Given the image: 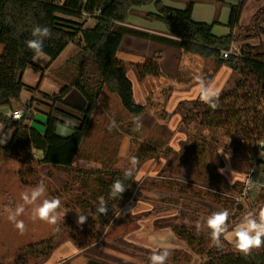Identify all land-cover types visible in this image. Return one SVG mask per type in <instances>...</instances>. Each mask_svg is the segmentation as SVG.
<instances>
[{"label": "trees", "instance_id": "trees-1", "mask_svg": "<svg viewBox=\"0 0 264 264\" xmlns=\"http://www.w3.org/2000/svg\"><path fill=\"white\" fill-rule=\"evenodd\" d=\"M182 1H185L183 10L164 6L160 0H0V107L10 108L13 102L23 107L20 120H12L9 116L0 114V125L3 127L0 133V161L4 158L16 160L21 166L19 176L24 185H32V182L24 178L22 169L25 166L30 167L35 163L37 166L66 171L75 164L104 90L119 99L121 107L128 115L137 117L145 112L144 106L135 103L132 83L126 76V68L116 57L124 36L175 48L183 54L201 59H209L213 62V77L221 68L226 67L238 78L232 92L220 94L215 99V109L206 103L198 105L201 109H198L201 123L205 122L209 127L224 128L232 124L239 126L241 115L256 111L264 98V51L243 45L237 53L230 54L226 59L222 58V53L229 51L236 40L235 31L245 0H232L234 3L229 5L226 24L229 33L224 36L212 33L214 23L194 22L191 19L197 0ZM150 4H153L155 12L147 13L145 20L162 23L167 36L125 26L133 7ZM89 21H92L91 26L88 25ZM252 22L253 26L264 22V6ZM36 26L48 27L51 30V36L43 43L44 55L51 62L70 44H74L78 50L59 71V76L64 79L59 92L54 96L43 95L52 101V105H48L50 110L45 113L46 121L42 133L30 124L33 120L35 98L25 104L20 103L23 90L33 94L38 92V89L22 82V75L27 68L41 71L33 62L35 54L27 48L26 43L33 39L31 33ZM161 56L160 52L155 53L148 61L135 66L140 80L145 76L160 75L158 61ZM72 91L78 92L83 98V108L72 107L66 103L65 98ZM258 115L251 118L250 122H245L242 127H249L248 138L255 141L260 138V130L264 127V118H259ZM59 125L67 127L71 134L67 137L58 135L56 130ZM9 128L12 132L5 141ZM192 149V145L186 143L179 154L182 157H179L182 161L192 160L193 165L198 167L199 159L204 154L203 151L196 152V158L192 159ZM149 150L147 147H140L139 159L152 157L154 150ZM33 152H39L41 157L35 160ZM167 167L163 173L167 172ZM200 167L204 169L203 166ZM121 173L112 170L83 172L80 190H87V187H94V190L90 192L87 199L89 201L82 199L84 196L81 195L69 205L72 204V207L81 212L90 214L87 222L81 228H76L69 220H63L53 237L23 248L19 256L21 259L18 257L21 260L19 263L27 264L30 261L28 259L43 262L61 240L68 239L87 256V264H112L91 258V254L99 252L101 247L114 249L112 244L104 240L103 233L105 228L115 221L117 209L132 199L137 190L133 176L125 178L124 172ZM116 180H121L126 190L121 197L111 198L110 188ZM186 182L192 185L191 181ZM161 183L163 182L154 184V187H161ZM168 189L171 187L166 185L165 190ZM200 190L184 186L175 187L172 192L176 191L180 198L169 196L163 199V203L175 205L178 208L176 215L160 222L156 221L155 225L158 228H168L193 255L200 257V264H264V246L253 249L247 256L237 252L223 239L220 247L211 246L206 220L215 211L205 210L197 205H190L182 211L184 208L179 204L181 199H184L181 197H185L203 201L219 208L220 211L227 210L229 226L235 217L233 214H240L243 210L240 204L235 203L242 193L243 184L235 183L229 186L221 175L210 173L205 176V185H201ZM94 196L104 197L107 215L94 214L97 205L94 204ZM182 201L184 204L185 201ZM123 245L125 251L128 250L132 255L144 258L148 254L141 248ZM169 253L176 255V252ZM146 261L145 264H150ZM114 263L126 264L120 259L114 260Z\"/></svg>", "mask_w": 264, "mask_h": 264}, {"label": "rangeland", "instance_id": "rangeland-1", "mask_svg": "<svg viewBox=\"0 0 264 264\" xmlns=\"http://www.w3.org/2000/svg\"><path fill=\"white\" fill-rule=\"evenodd\" d=\"M162 2L167 6L185 8V1L162 0ZM212 4L199 3L195 8L194 18L197 22L214 23V35H226L229 32L226 28L229 6L221 1H213ZM252 7L253 5L249 2L245 4L239 26L235 31L236 40L229 50L231 54L237 53L243 45L264 51V22H260L257 26H253L252 22L262 7L255 13ZM147 12H155L153 4L136 7L132 9L130 15L128 14L132 20L136 21V29L149 33H152L150 31L153 29L164 31L165 26L162 23H149L143 20ZM251 12L254 14L251 15ZM91 23L92 21H89L88 25L91 26ZM125 38L130 37L123 38L116 57L126 68V76L132 83L135 103L144 106L145 112L137 117L128 115L121 107L119 99L104 90L81 145L78 165L82 166L79 161L87 160L93 166L92 168L121 173L132 167L131 161L135 158L136 164L132 176L137 184V190L129 202L127 211L115 218L104 237V240L112 244L114 249L101 247L99 252L91 254V258L112 264H115L114 260L119 259L126 264H145L146 260L151 264V255L166 249L169 252H176V255L169 254L165 264H200L202 262L200 257L193 255L168 228H158L155 225L156 221L174 217L177 213L178 208L173 204L163 203V199L169 196L175 199L180 198L176 191L172 192L175 187L184 186V188L201 191V185H205V176L210 173L221 175L229 186L235 183L244 184L245 180L252 176L255 184L252 185L251 190L246 193L242 190L241 195L235 200L236 204L243 207L242 212L233 214L235 217L228 226V232L221 236V239L234 248L231 243L233 228L248 212L258 215L259 211L264 209V149L259 146L264 144L262 142L264 127L261 128L260 138L257 141L248 138L249 127L242 128L245 122L248 120L250 122L251 118L257 114L259 118H264V98L255 112L249 111L240 116L242 119L239 126L232 124L224 128L209 127L205 122L201 123L199 112L201 109L198 108V105L204 103L199 98L201 82L206 86L217 88L220 95L232 92L238 78L226 68L219 70L220 72L213 77V62L209 59L183 54L180 50L136 38H130L135 42V45H132V43H124ZM77 51L74 44L67 46L53 62L55 66L50 68L45 76L32 67L27 68L22 75V82L25 85L38 89L35 94L23 90L20 103L25 104L31 98H35L32 123L40 133L44 131L45 113L50 110L48 105H52V101L43 95H56L62 88L59 81H64V79H56L51 71L66 59L71 58ZM158 52L162 54L158 61L160 75L145 76L140 80L135 66L148 61ZM33 62L45 67L50 60L44 55L43 59L35 58ZM73 95L75 97H71L67 103L79 108L81 101L75 94ZM15 108L23 111V107L18 103H15ZM4 110L7 109L0 107V111ZM66 110L72 112L69 109ZM134 120L141 124L139 131L134 130ZM57 132L62 135L67 133L61 126H57ZM186 143L193 147L192 159L196 158V152L203 151L204 155L200 157L198 167L193 165L192 160L180 159L182 156L179 154ZM140 147L153 149L152 157L139 159ZM166 167L167 172L163 173ZM20 168V164L12 158H4L0 161L1 264H20L21 250L42 241L51 232L50 226H46L47 222L32 219L34 207L32 205H26L24 213L18 216L25 225L22 233L9 221V215L23 203L21 199L23 192H30L43 181L46 194L37 203H42L44 198L50 199V196L64 203L74 201L68 198L73 190H69V187L63 189L66 173L55 168H48L46 172V168L38 167L34 163L22 169L25 180L32 182V185H24L19 176ZM220 168L225 170L223 174L218 171ZM233 170L238 172V175L231 182ZM186 180L191 181L192 185ZM160 182H163L161 187H154V184L159 185ZM166 185H169L171 189L165 190ZM181 198H184L179 202L184 208L182 211L190 205H197L205 210L220 211L219 208L203 201ZM182 200L185 201L184 204ZM123 244L141 248L148 254L144 258L132 255L128 250L125 251ZM70 254L64 253L65 256ZM28 260L30 261L27 264H41L40 260Z\"/></svg>", "mask_w": 264, "mask_h": 264}, {"label": "clouds", "instance_id": "clouds-1", "mask_svg": "<svg viewBox=\"0 0 264 264\" xmlns=\"http://www.w3.org/2000/svg\"><path fill=\"white\" fill-rule=\"evenodd\" d=\"M31 35L33 39H30L26 42L27 48L35 54V57L38 60L43 59V43L44 40L51 36V30L48 27L36 26L33 28ZM218 96L219 90L217 88L214 86H206L203 82H201V86L199 88V98L202 102L215 109L217 107L215 99ZM14 118H18V116ZM134 124V130L139 131L141 124L136 120H134ZM113 126H115L114 122ZM259 146L261 149H264V144H260ZM131 163L132 167L124 170L125 178H129L133 175V170L136 164L135 158H132ZM218 171L223 174L225 170L220 168ZM236 175H238V172L234 170L231 171V182H233V178ZM125 190L126 188L122 181L116 180L110 188L109 195L111 198H116L118 196L121 197ZM45 194L46 186L43 181H41L40 184H38L30 192H23L21 194L23 203L20 204L15 212L10 214L8 217L9 221L12 222L21 233L24 231L25 225L22 220L18 219V216L24 213L26 205L34 206L32 208L33 220L44 221L51 225L57 224L61 216V214L58 212V209L61 207V201L57 198H44L42 203H37V201L41 200ZM94 214H108L104 197L98 198V203L95 207ZM87 219L88 216L78 214L76 223L78 226H83L87 222ZM228 219L229 212L227 210L213 212L207 217L206 227L210 230L209 234L211 246H221V236L228 232ZM231 243L237 252L242 253L245 256L250 255L253 249H259L261 246H264V209H261L258 215L253 212H248L243 216L241 222L238 223L232 230ZM169 254V251L166 249L163 251L154 252L150 257L151 264H165ZM83 264H87V262L83 261Z\"/></svg>", "mask_w": 264, "mask_h": 264}, {"label": "crops", "instance_id": "crops-1", "mask_svg": "<svg viewBox=\"0 0 264 264\" xmlns=\"http://www.w3.org/2000/svg\"><path fill=\"white\" fill-rule=\"evenodd\" d=\"M161 2H162V0H160ZM173 1H180V0H173ZM182 1V0H181ZM213 1H221V2H223V3H225V4H227L228 6L230 5V4H232V3H234L232 0H230L231 2H227V1H224V0H212V1H207V0H197L196 2H195V4H194V6H193V10H192V14H191V19L194 21V22H197V20L194 18V13H195V8L197 7V5L199 4V3H203V4H208V5H210V4H212L213 3ZM247 2H249V3H251V5H253V7H252V10H253V12L255 13L257 10H259L261 7H263L264 6V0H245V2H244V4H243V7H242V11H241V14H240V18H239V22H238V26H239V23H240V19H241V16H242V13H243V10H244V8H245V4L247 3ZM163 3V2H162ZM163 5L164 6H167V5H165L164 3H163ZM213 5V4H212ZM183 6V5H182ZM167 7H171V8H175V9H179V10H183V9H180L179 7H172V6H167ZM134 8H136V7H133L132 9H134ZM132 9L130 10V12H129V15L131 14V12H132ZM229 11H230V8H229ZM253 12H251L250 14L251 15H253L254 13ZM147 13H149V12H147ZM228 17H229V15H228ZM143 19V18H142ZM143 20H145V19H143ZM146 21V20H145ZM146 22H148V21H146ZM227 22H228V20H227ZM149 23H153V22H149ZM203 23H206V22H203ZM135 24H137L136 23V21L135 20H132L131 19V17L130 16H128V18H127V22H126V24H125V26H127V27H129V28H133V29H136V25ZM227 24V23H226ZM227 28V27H226ZM228 29V28H227ZM137 30H139V29H137ZM150 32H152V33H150V34H156V35H158L159 34V36H167V31H166V29L164 30V31H158V30H156V29H153V31H150ZM160 32H163V33H160ZM149 33V32H148ZM212 33H213V29H212ZM229 33V32H228ZM161 34V35H160ZM227 35V34H226ZM222 36H224V35H222ZM124 37H130V36H124ZM123 37V38H124ZM130 38H134V37H130ZM127 39V38H125L124 39V43H129V44H131L132 43V45H135V42L133 41V40H131V39ZM136 39H138V38H136ZM142 40V39H141ZM122 41H123V39H122ZM144 41H146V40H144ZM150 42V41H149ZM122 43V42H121ZM124 43H123V45H124ZM152 43V42H151ZM156 44V43H155ZM71 45V44H70ZM159 45V44H158ZM69 46V45H68ZM161 46H163V45H161ZM121 47V46H120ZM166 47V46H165ZM168 48H170V47H168ZM172 49H175V48H172ZM177 50V49H176ZM179 51V50H178ZM76 54V53H75ZM75 54L73 55V56H71V58H73L74 56H75ZM35 58L36 57H34V59H33V61L35 60ZM71 58H68V59H66L62 64H60L59 66H57L54 70H52L51 71V73H52V75L56 78V79H62L61 78V76H59V71H60V69H61V67H63L64 66V64L68 61V60H70ZM50 60V59H49ZM54 62V61H53ZM53 62H49L47 65H45V67H43V66H40V65H37L40 69H41V73H42V75L43 76H45V74L49 71V69L50 68H52V67H54L55 65L53 64ZM223 68H226V67H223ZM222 69V68H221ZM221 69H220V71H221ZM227 69V68H226ZM229 70V69H228ZM219 71V72H220ZM60 83H61V86L63 85V83H64V81L63 82H61V81H59ZM132 90H133V87H132ZM59 92V91H58ZM73 94H75L79 99H80V101H81V105L79 106V108H83L84 107V105H85V102H84V100H83V98L79 95V93L78 92H76V91H72L66 98H65V101H66V103L68 102V100H70V98L71 97H73L74 95ZM75 97V96H74ZM76 97V98H77ZM77 108V107H76ZM7 110H4V111H0V114H2V115H7V116H9L10 117V114H11V112H13V111H19V110H17L16 108H15V103L13 102L12 104H11V107L10 108H6ZM92 120V119H91ZM32 122H34V119L30 122V124H32L33 125V123ZM90 124H91V122H90ZM59 126H61V125H59ZM61 127H63L64 128V130L67 132L66 134H64V135H62V134H60V133H58L57 132V130H56V132H57V134L58 135H60V136H62V137H67V136H69L70 134H71V131L67 128V127H64V126H61ZM89 128V127H88ZM2 130H3V127L0 125V133H2ZM11 132H12V129L11 128H9L7 131H6V135H5V141L9 138V136H10V134H11ZM87 133V132H86ZM85 137V136H84ZM34 153V159L35 160H37V159H39L40 157H41V154L39 153V152H33ZM79 158H80V152H79V156L77 157V159H76V161H75V164L71 167V168H69L68 170H60V169H58V168H55V170H58V171H62L63 173H66V175H65V184H64V186H63V189H66V187H69V190H73L72 191V193H71V196H69L68 195V198L69 199H74V201L75 200H77L78 198H80V196L81 195H83L84 197H82V199H85V200H87L88 198H89V195H90V192H91V190H94V187L92 188V187H87V190L85 189V188H83V190L81 191L80 190V184H81V181H82V179H81V177H82V174H83V172H108L109 170H104V169H102V168H92L93 166H91V164L89 163V161H87V160H85V161H79V163H81L82 164V166H79L78 165V160H79ZM260 163V162H259ZM21 167V166H20ZM38 167H44V168H46V172L48 171V168H50V167H47V166H38ZM88 167H90V168H92V169H90V168H88ZM21 169V168H20ZM19 169V170H20ZM51 169V168H50ZM254 182H255V180H254ZM38 185V184H37ZM23 187H25V186H23ZM28 188V187H27ZM49 195V194H48ZM50 196V195H49ZM95 198H96V200H95V202H94V204H96V203H98V198L99 197H97V196H94ZM50 199H53L51 196H50ZM61 201V200H60ZM74 201H72V202H74ZM87 201H89V200H87ZM131 201V199L127 202V203H125V205L123 206V207H120L119 209H117V212L115 213V217L114 218H116L118 215H120V214H122L123 212H125V211H127V207L129 206V202ZM67 202V201H66ZM69 203L70 202H68V203H64L63 201H61V207H60V209H58V212L61 214V216H60V219L58 220V222H57V224H55V225H51V224H49V223H46V226L47 225H49L50 226V230H51V232L44 238V239H42V241H44V240H47V239H49V238H51V237H53L54 236V234L56 233V231H57V229H58V227L61 225V222L63 221V220H65V219H67V220H69L76 228H81L82 226H78L77 225V223H76V221H77V217H78V214H82V215H86V216H88V218L90 217V214H86V213H83V212H81L78 208H74V207H72L71 205H69ZM64 204H66V205H64ZM113 218V219H114ZM88 220V219H87ZM110 225H112V224H110ZM110 225L107 227V228H105V231H104V233H103V235H105L106 236V234H107V230H108V228L110 227ZM45 226V227H46ZM38 242H40V241H38ZM71 253L70 255H68V256H65L64 255V253ZM57 253V254H56ZM55 255H57V256H55ZM83 261H86L87 262V258L83 255V253H82V251H79L76 247H75V245L73 244V242L72 241H70V240H68V239H63V240H61L60 241V243L56 246V248H55V250L51 253V255L45 260V261H43V262H41V264H66V263H68V264H83Z\"/></svg>", "mask_w": 264, "mask_h": 264}, {"label": "built area", "instance_id": "built-area-1", "mask_svg": "<svg viewBox=\"0 0 264 264\" xmlns=\"http://www.w3.org/2000/svg\"><path fill=\"white\" fill-rule=\"evenodd\" d=\"M230 54H231L230 51L223 52V53H222V58H223V59H226ZM17 116H18V118H14V117H17ZM22 116H23V114H22L21 111H13V112H11V114H10V118H11L12 120H20V119L22 118ZM254 184H255V182H254V178H253L252 176H249V177L245 180V182H244V184H243V192H244V193L249 192V191L251 190L252 185H254Z\"/></svg>", "mask_w": 264, "mask_h": 264}]
</instances>
